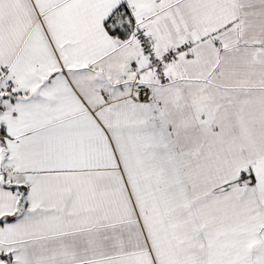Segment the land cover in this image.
Listing matches in <instances>:
<instances>
[{"label":"snow or ice","instance_id":"1","mask_svg":"<svg viewBox=\"0 0 264 264\" xmlns=\"http://www.w3.org/2000/svg\"><path fill=\"white\" fill-rule=\"evenodd\" d=\"M0 264H264V0H0Z\"/></svg>","mask_w":264,"mask_h":264}]
</instances>
